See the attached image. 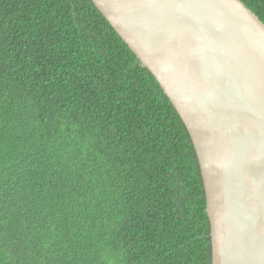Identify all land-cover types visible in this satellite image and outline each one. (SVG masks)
<instances>
[{
	"label": "trees",
	"instance_id": "1",
	"mask_svg": "<svg viewBox=\"0 0 264 264\" xmlns=\"http://www.w3.org/2000/svg\"><path fill=\"white\" fill-rule=\"evenodd\" d=\"M155 79L92 0H0V264H212L195 147Z\"/></svg>",
	"mask_w": 264,
	"mask_h": 264
},
{
	"label": "water",
	"instance_id": "2",
	"mask_svg": "<svg viewBox=\"0 0 264 264\" xmlns=\"http://www.w3.org/2000/svg\"><path fill=\"white\" fill-rule=\"evenodd\" d=\"M197 154L212 264H264V23L241 0H92Z\"/></svg>",
	"mask_w": 264,
	"mask_h": 264
}]
</instances>
